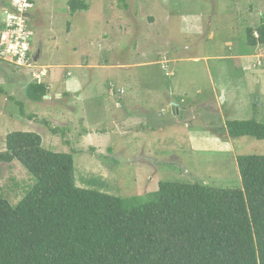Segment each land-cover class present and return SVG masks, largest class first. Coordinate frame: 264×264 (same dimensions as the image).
Listing matches in <instances>:
<instances>
[{"label":"rangeland","instance_id":"374dc122","mask_svg":"<svg viewBox=\"0 0 264 264\" xmlns=\"http://www.w3.org/2000/svg\"><path fill=\"white\" fill-rule=\"evenodd\" d=\"M69 1L36 0L31 67L0 60V152L10 133H38L73 155L78 187L120 198L161 182L241 188L238 158L264 156V141L231 139L225 124H264L263 86L242 80H263L264 45L249 46L247 31L264 0H84L90 9L74 16ZM31 82L49 98L30 102ZM35 182L18 161L0 164L12 206Z\"/></svg>","mask_w":264,"mask_h":264},{"label":"trees","instance_id":"16d2710c","mask_svg":"<svg viewBox=\"0 0 264 264\" xmlns=\"http://www.w3.org/2000/svg\"><path fill=\"white\" fill-rule=\"evenodd\" d=\"M89 9L69 1L73 16ZM247 34L249 46H263L264 17ZM48 88L31 82L26 98L41 103ZM225 126L231 139L264 141L256 120ZM14 161L36 182L15 207L0 197V264H264V156L238 158L241 188L161 182L132 198L78 187L73 155L46 149L38 133L8 135L0 164Z\"/></svg>","mask_w":264,"mask_h":264},{"label":"built area","instance_id":"2783aa9c","mask_svg":"<svg viewBox=\"0 0 264 264\" xmlns=\"http://www.w3.org/2000/svg\"><path fill=\"white\" fill-rule=\"evenodd\" d=\"M36 0H6L4 23L0 29V59L19 68L32 66L34 33L28 20L35 11Z\"/></svg>","mask_w":264,"mask_h":264},{"label":"crops","instance_id":"0c3cea01","mask_svg":"<svg viewBox=\"0 0 264 264\" xmlns=\"http://www.w3.org/2000/svg\"><path fill=\"white\" fill-rule=\"evenodd\" d=\"M242 77H244L242 80H243V83H251L252 85L253 84H259V86H260V84H262V86L263 87H261L260 88V90L263 92V90H264V76H262L261 78L263 79V80H261V81H252L250 78H249V76H245V74H243V76ZM226 97H230V96H228V95H225Z\"/></svg>","mask_w":264,"mask_h":264},{"label":"water","instance_id":"95a60500","mask_svg":"<svg viewBox=\"0 0 264 264\" xmlns=\"http://www.w3.org/2000/svg\"><path fill=\"white\" fill-rule=\"evenodd\" d=\"M35 59L37 60L38 59V56H36ZM48 93H49V90H48ZM45 98H49V96L47 95Z\"/></svg>","mask_w":264,"mask_h":264}]
</instances>
